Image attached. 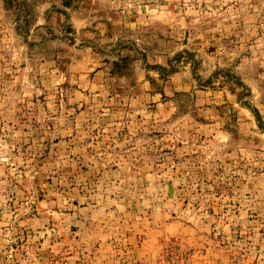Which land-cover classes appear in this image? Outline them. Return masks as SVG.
I'll return each instance as SVG.
<instances>
[{
  "label": "rangeland",
  "instance_id": "obj_1",
  "mask_svg": "<svg viewBox=\"0 0 264 264\" xmlns=\"http://www.w3.org/2000/svg\"><path fill=\"white\" fill-rule=\"evenodd\" d=\"M0 264H264V0H0Z\"/></svg>",
  "mask_w": 264,
  "mask_h": 264
}]
</instances>
